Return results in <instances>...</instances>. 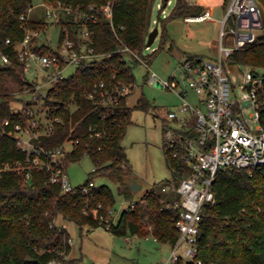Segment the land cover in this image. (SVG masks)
Masks as SVG:
<instances>
[{
  "label": "trees",
  "instance_id": "trees-1",
  "mask_svg": "<svg viewBox=\"0 0 264 264\" xmlns=\"http://www.w3.org/2000/svg\"><path fill=\"white\" fill-rule=\"evenodd\" d=\"M31 1L0 0V51L9 57L8 63L0 66V264H48L50 260L57 264H77V259L68 258V231L55 224L58 214L75 222L80 233L83 226L102 225L115 235H152L159 242L172 245L179 234L175 228L178 210L165 207L160 201L173 202L176 196L172 193L151 188L134 201L133 207L123 209L117 222H113L115 196L109 185H96L90 194L84 195L78 187L74 191L61 192L59 184L49 182L45 169H30L26 178L25 152L9 131L16 123L25 125L28 118L23 110H15V103L23 99L13 89L23 91L24 73L14 45L24 35L19 17ZM66 1L93 3L99 9L111 1L113 26L101 10L92 26V45L97 52L108 54L93 66L77 68L52 87L51 99H46L44 106H48L50 118L60 116L61 119L35 142L53 147L66 139L78 140L75 148L66 153L65 160L68 164L88 154L93 168L82 184L97 176L105 177L117 185L119 193L128 196L132 192L129 187L132 168L122 139L131 122V110L147 109L150 103L140 95L130 107L127 103L129 92L121 97L112 113L108 106L93 104L85 93L94 82L113 80V75L125 83L135 82L132 66L127 64L121 48L126 45L137 55L143 53L156 0ZM168 1L162 0L158 15ZM228 1L223 0L224 7ZM257 1L263 15L262 30L255 41L232 53L229 65L241 62L264 69V0ZM204 9L196 0H176L165 19H184ZM27 25L32 28L46 25L41 8L31 14ZM166 36L163 28L160 45L144 54L147 62L164 47ZM6 38L11 42L7 43ZM6 119L7 124L4 123ZM96 131L100 134L96 135ZM165 152L171 178L176 183L190 170L183 161ZM16 162L22 168H13ZM213 191L216 202L202 207L196 259H200L201 264H264V163L256 166L252 173L245 168L218 171ZM98 204L100 207L94 217L91 209ZM100 216L103 217L101 221ZM175 264L196 263L179 258Z\"/></svg>",
  "mask_w": 264,
  "mask_h": 264
},
{
  "label": "built area",
  "instance_id": "built-area-1",
  "mask_svg": "<svg viewBox=\"0 0 264 264\" xmlns=\"http://www.w3.org/2000/svg\"><path fill=\"white\" fill-rule=\"evenodd\" d=\"M37 8L42 9L45 17L46 25L42 28L27 25V19ZM99 10L113 26L111 1L99 9L93 3L32 0L19 17L24 35L14 45V51L23 64L24 88L17 92L23 100L15 110H23L28 118L25 125L16 123L9 133L14 135L18 146L25 152L26 178L30 169H45L49 182L59 184L61 192L74 191L78 187L82 194L88 195L96 186L93 180L73 186L66 174L65 155L75 148L78 140L66 139L57 146L44 147L35 139L49 133L53 123L61 119L60 116L50 118L48 106H44L45 100L51 99L49 92L52 87L77 68L93 66L108 54L97 52L92 45V26L98 20ZM209 18H212V12L207 9L189 14L184 20L192 22ZM49 23L59 28V39L54 45L47 35L41 36ZM262 27L263 15L257 0H229L221 20L215 58L183 55L177 67L179 74L167 79L150 71L149 62L128 46L121 48L127 64L130 56L147 67L146 82L167 88L180 98L175 108L168 112L175 125L164 128L163 141L165 150L183 161L190 173L176 183L171 178L161 185V192L176 196L173 202L160 201L165 207L178 210L175 228L179 234L169 254L159 264H175L179 258L201 264V260L196 259L197 234L202 207L216 202L213 184L217 172L245 168L252 173L256 166L264 163V71L258 72V67L241 62L228 64L232 53L255 41ZM6 42L10 43L11 39L6 38ZM148 47L146 44L145 49ZM8 61V54L0 51V66ZM70 67L74 69L70 71ZM232 72L239 75L237 84ZM113 78L94 82L85 93L93 104L108 106L112 113L121 97L134 87V83H125L115 79L114 75ZM189 89L197 95L196 104L187 98ZM247 110H250L248 116L245 114ZM4 123L7 124L8 119ZM99 134L100 131H96V135ZM13 168L22 167L16 162ZM133 206L134 201L128 205ZM98 207L100 204L91 209L94 217ZM83 211L86 213V209ZM102 219L100 216V221ZM182 243L185 247L180 253ZM48 264L57 262L50 260Z\"/></svg>",
  "mask_w": 264,
  "mask_h": 264
},
{
  "label": "rangeland",
  "instance_id": "rangeland-1",
  "mask_svg": "<svg viewBox=\"0 0 264 264\" xmlns=\"http://www.w3.org/2000/svg\"><path fill=\"white\" fill-rule=\"evenodd\" d=\"M175 1L169 0L158 15L162 0H156L152 10L150 29L157 27L158 34L148 49L144 48L141 54V57L144 58V54L151 53L160 45L162 29L165 28L167 36L164 47L152 56L149 62L150 71H154L163 79H167L173 74H179L177 67L183 55L215 58L221 20L225 14L223 0H208L214 6L212 18L192 22H187L182 17L165 19ZM196 1L199 3V0ZM46 35L53 45L56 44L59 39L58 26L49 23L47 30L41 36L45 37ZM169 44L172 45L171 48L168 47ZM128 60L132 66L135 82L133 89L128 94L127 103L132 107L138 97L144 95L150 104L147 109L133 108L131 110V122L122 139L128 162L132 168L131 180L134 179L140 187L125 196L119 193L117 185L107 178L97 176L93 180L96 185H109L114 193L115 202L111 216L113 222H117L120 213L132 201L138 200L151 188L161 192V185L171 179V172L166 162L163 130L167 125H175V122L169 118L168 112L174 109L180 101L175 92L146 82L145 77L148 69L140 60L130 56ZM73 69L74 67H70L69 70ZM257 71L263 72L264 69L258 67ZM232 75L235 84H237L240 80L239 75L233 72ZM13 90L15 93L18 92L16 88ZM28 97L27 95L26 98ZM187 98L191 103L196 104L197 95L194 91L189 89ZM249 112L250 110L245 112L246 116L249 115ZM92 168V160L88 155H84L79 160L71 161L66 165V174L70 183L77 186L89 177ZM57 217L56 223L64 227L70 235L68 255L77 259V264H159L170 251V246L167 243L156 241L152 235L146 237L130 234L120 236L113 234L106 226L102 225L83 226L80 233L75 222L65 219L61 214H58ZM184 247L185 244L182 243L179 249L180 253Z\"/></svg>",
  "mask_w": 264,
  "mask_h": 264
},
{
  "label": "water",
  "instance_id": "water-1",
  "mask_svg": "<svg viewBox=\"0 0 264 264\" xmlns=\"http://www.w3.org/2000/svg\"><path fill=\"white\" fill-rule=\"evenodd\" d=\"M158 34V29L157 27H154L152 28L149 33H148V36H147V41H146V44L149 46L151 45V43L154 41L156 35ZM129 187L132 191H136L140 186L137 184V182L132 179L129 183Z\"/></svg>",
  "mask_w": 264,
  "mask_h": 264
},
{
  "label": "crops",
  "instance_id": "crops-1",
  "mask_svg": "<svg viewBox=\"0 0 264 264\" xmlns=\"http://www.w3.org/2000/svg\"><path fill=\"white\" fill-rule=\"evenodd\" d=\"M199 4H202V5H204V7H205V9L204 10H210L211 12H212V10H213V4H210L209 2H208V0H199ZM158 6H159V2H158ZM132 191V190H131ZM112 213H113V211H112ZM121 214V213H120ZM58 216V215H57ZM56 216V217H57ZM63 217V216H62ZM58 218V217H57ZM57 218H55V224L57 225V226H59V227H61L60 225H58L57 223H56V221H57ZM137 236V235H136ZM144 237H146V236H144ZM154 239H156V238H154ZM156 241H158L157 239H156ZM168 244V243H167ZM169 246H170V249H171V245L170 244H168ZM170 252V251H169ZM169 254V253H168ZM167 254V255H168ZM68 258H71L69 255H68Z\"/></svg>",
  "mask_w": 264,
  "mask_h": 264
}]
</instances>
